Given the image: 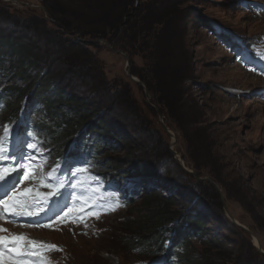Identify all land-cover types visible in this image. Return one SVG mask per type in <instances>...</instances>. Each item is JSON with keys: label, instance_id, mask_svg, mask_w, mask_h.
Segmentation results:
<instances>
[{"label": "rangeland", "instance_id": "1", "mask_svg": "<svg viewBox=\"0 0 264 264\" xmlns=\"http://www.w3.org/2000/svg\"><path fill=\"white\" fill-rule=\"evenodd\" d=\"M174 1L0 0V33L26 44L28 50L37 43L35 53L43 51V39L30 29L35 22L61 31L69 41L85 44L75 57L86 56L90 62L75 66L79 78L73 80L66 74L60 86L67 96L89 101L90 122L102 121L104 132L113 131L117 138L110 145L114 149L110 156L103 150L94 149L90 155L80 151L84 159H71L63 168L53 166L54 155L47 158L39 153L34 130L45 138L47 147L54 151L55 147L38 127L20 137L22 146L18 156H13L17 136L5 138L2 131L16 121L23 126L26 115L19 120L0 117V166L3 161L16 167L21 158L31 160L27 178L33 175L20 185L25 189L23 196L36 191L39 204L68 197L73 208L88 209L78 218L82 223L62 218L54 231H36L44 229L40 223L24 225L30 230L15 234L24 238V244L44 247L39 260L48 264H167L163 254L148 256L131 249L126 230L129 222L145 216L144 198L161 194L175 202L170 208L177 211L166 233H180L177 225L183 223L184 215L194 223L201 221L203 234H185L191 255L203 259L200 264H264V100L257 95L264 78L259 76L260 80L245 65L247 58L241 50L254 47L248 38L264 35V14L241 0H185L179 12L171 4ZM170 10H174L172 17L164 16ZM143 17L155 20L148 34L142 32ZM135 25L140 34L134 43L130 30ZM115 33L114 40L106 37ZM160 47L171 52L177 72L163 68V57L157 55ZM49 57L48 63L53 60ZM28 71L32 76L39 74L38 69ZM167 74L177 75V81L171 82ZM80 76L93 80L89 83ZM94 80L103 83L104 93L95 89L101 87ZM18 82L27 85L26 80ZM87 130L83 126L69 136L65 150L71 147L75 152ZM88 145L82 142L83 147ZM109 160L113 163L107 165ZM95 163L105 173L99 175ZM120 166L145 170L151 176L148 181H121L117 174L112 176ZM132 183L141 187L133 190ZM182 238L175 254L185 252ZM211 240L221 246L209 244ZM166 246L172 247V240Z\"/></svg>", "mask_w": 264, "mask_h": 264}, {"label": "trees", "instance_id": "2", "mask_svg": "<svg viewBox=\"0 0 264 264\" xmlns=\"http://www.w3.org/2000/svg\"><path fill=\"white\" fill-rule=\"evenodd\" d=\"M184 1L185 0H176L171 4L175 6L176 11L179 12V7ZM102 4L103 3L99 6ZM47 7L50 16L53 19L56 18L52 9L49 8V6ZM151 8V10L155 12L153 5ZM173 12L174 10H170L168 13L164 14V16L171 14L172 17V14H174ZM141 19L142 24H145L142 27V32L147 34L152 32L153 27L155 26V20L144 19V17ZM30 29L35 35L41 37L44 41L42 45L43 51L39 55L35 53V49L39 48L37 43L34 44L33 48L29 47L28 50L26 44L20 43L12 36L0 33V117H2L3 120H11L13 117L19 120L22 115H26L24 118L23 129L27 130L30 126L31 128L32 126L35 128H41L45 134L47 133L50 138L53 139L55 151L58 152V155L64 154L63 152L69 140V136L73 137L81 127L85 126L88 129L87 133L83 134L82 138L78 140L76 151H81V153L87 152V154L90 155L94 149L103 150V153H105L106 156H110V154L114 152V149H112L110 145L117 141L113 131L104 132L106 129L104 128L105 126L102 121H98V125H93L90 122L92 119V111L90 109L91 104L89 101L85 102L81 97L74 94H69L67 96V93H65L60 86V83L63 80L62 78H64L66 74H71L73 80L79 78L77 72L73 70L75 66L81 65L82 62L86 64L90 62V59L86 56H83L81 59L75 57L76 53L83 52L85 44L78 41H69L60 33L61 31H53L45 24L41 25L35 22ZM130 31L131 39L134 43L137 42V37L138 34H140V31L136 29V25ZM168 32H171V30ZM116 36L117 33H115L114 37H106H109L110 40H114ZM164 48L165 47L157 48V55H159V59L160 57H163V68L167 69L173 65L170 61L172 56L171 52L169 53V51ZM48 56H50L49 58L53 57V60L49 63ZM56 67H60L62 71ZM154 67L155 62L152 65V68ZM178 68V66H173L171 70L177 72ZM28 69H38L39 74L32 76L29 74ZM176 76L177 75L175 74H170L167 78L171 82H176ZM92 78L93 77L87 76L82 77L83 80H87L89 83L92 82ZM18 79L23 81L26 80L27 85L25 87L20 86ZM95 82H97L101 88L93 87L95 89H101L102 93H104L106 89L103 83L101 81ZM152 85L153 84H150V88H153ZM20 101H23L24 105H19ZM2 103L5 104V107L1 105ZM34 115L38 117H33ZM15 123H18V121ZM27 123L29 124L25 126ZM96 133L99 136L96 141H94L93 137ZM86 141L89 145L88 147H83L82 142ZM70 148L71 147L68 149ZM111 163H113L112 160H109L107 165H110ZM121 167L122 166L117 167L120 170L112 171L114 172V175L112 176L115 177L117 174V177H143L145 179L151 176V174L146 173L145 170L140 171L138 169V171L137 169L134 170L132 168L123 170ZM95 168L98 173H105V168L99 167L96 163ZM106 176L110 175L106 174ZM155 204L157 205L155 206ZM174 204L175 202L172 199L164 198L161 194H150L149 196H146L143 203V206L145 207V216L143 218L140 217L134 224L129 222L131 225L126 229L129 230L130 233V247L131 249L138 248V250L146 252L144 254L148 256H156L167 252L169 256L174 258L177 256V259L181 261V264H200L203 259L198 260L191 255L189 248L190 242L185 234H203L202 231H204V229L200 225L201 221L200 223H194L187 218L189 216L184 215L183 223L177 225L178 231L182 229L181 232H176L173 236L170 232L166 233V230L169 227L167 225H169L177 215V211L171 210L170 208V206ZM165 207L167 208L165 209ZM180 234L184 235L179 236ZM181 237H183L182 239H184V243H180V245L185 252L175 254L174 250L178 249V239ZM168 240H172L173 246L166 250V242ZM212 242L216 247L221 246V243L218 240H211V242L208 243L212 244Z\"/></svg>", "mask_w": 264, "mask_h": 264}, {"label": "bare ground", "instance_id": "3", "mask_svg": "<svg viewBox=\"0 0 264 264\" xmlns=\"http://www.w3.org/2000/svg\"><path fill=\"white\" fill-rule=\"evenodd\" d=\"M9 176H10V174L8 172H1L0 173L1 180H4V179L8 178ZM46 211L45 210H44V212L41 211L40 213H38V215H36L35 218L41 220L42 218L45 217V215L47 213ZM54 211L55 210H50L48 213L51 214V213H54ZM32 218L33 217H31L30 215H28L26 212H22L21 211L20 212V215H19V223L20 224H23V225H34V226H38L37 224H40L41 223V222L40 223H31L32 222Z\"/></svg>", "mask_w": 264, "mask_h": 264}, {"label": "snow or ice", "instance_id": "4", "mask_svg": "<svg viewBox=\"0 0 264 264\" xmlns=\"http://www.w3.org/2000/svg\"><path fill=\"white\" fill-rule=\"evenodd\" d=\"M0 231H4V229H0ZM23 240H24V238L23 237H19V236L12 238V242L16 243V244L20 243ZM5 242H7L5 240V238L4 237H0V243H5ZM33 243H36V242H33Z\"/></svg>", "mask_w": 264, "mask_h": 264}, {"label": "water", "instance_id": "5", "mask_svg": "<svg viewBox=\"0 0 264 264\" xmlns=\"http://www.w3.org/2000/svg\"><path fill=\"white\" fill-rule=\"evenodd\" d=\"M140 83V82H139ZM142 85V84H141ZM166 129V128H165ZM167 130V129H166ZM169 132V131H168Z\"/></svg>", "mask_w": 264, "mask_h": 264}]
</instances>
